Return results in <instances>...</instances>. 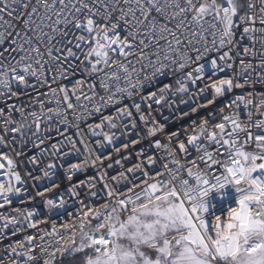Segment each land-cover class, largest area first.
I'll list each match as a JSON object with an SVG mask.
<instances>
[{"label":"snow or ice","instance_id":"obj_1","mask_svg":"<svg viewBox=\"0 0 264 264\" xmlns=\"http://www.w3.org/2000/svg\"><path fill=\"white\" fill-rule=\"evenodd\" d=\"M0 105V264H264V0H0Z\"/></svg>","mask_w":264,"mask_h":264},{"label":"built area","instance_id":"obj_2","mask_svg":"<svg viewBox=\"0 0 264 264\" xmlns=\"http://www.w3.org/2000/svg\"><path fill=\"white\" fill-rule=\"evenodd\" d=\"M221 75H225V73H222ZM75 78H76V77H72L71 79H75ZM63 83L70 84V83H71V80L63 81ZM53 86H55V85H53ZM39 90H40V91H46V89H44V88H41V89H39ZM247 90H248V89H245L244 91H247ZM256 90H260L259 86H257ZM31 91H32V90L29 89V92H31ZM235 91H236V92H239V91H241V90H235ZM33 95H35V93H33ZM227 98H228V97H226L225 99H227ZM22 100H23V102L27 103L28 98H27V97H22ZM0 106H2V105H0ZM154 114H155V113H154ZM155 115H157V118H158V119H161V120L163 121V118L160 117L159 114H155ZM165 115H169V113L165 112ZM256 118H258V117H255V116H254V119H256ZM69 119L72 120L71 115L69 116ZM173 119H174V118H173ZM187 119H188V118H186V119L183 120V121H179V122H171V123L169 124V127L166 129V131L174 130V129L178 128L181 124L187 123ZM73 123H75V121H73ZM81 127H84V125L82 124ZM74 131H75V129L70 130V131H69V135H73V134H74ZM73 138L76 139V137H75L74 135H73ZM53 142H55V141H53ZM136 147L139 148V147H141V145H137ZM129 151H132V150L129 149ZM36 152H37V150L33 149L31 152L28 153V155H34V154H36ZM122 154H123V151L121 152V155H122ZM12 155H13V157H15V153H14V152L12 153ZM17 162H18V163L23 162V164H22V166H21V168H20V170H21V174L23 175V174H24V173H23V169L29 167V165L27 164V157H26V156H24V157H19ZM107 163H108V161H105V164H107ZM116 167H118V166H116ZM94 171H95V170H93V169H89L88 172H86V173H84V174H78V176H77L76 178H74V179H83L84 176L94 174ZM114 171H115V168H114V169H109V172H110V173H111V172H114ZM119 186H121V185H118V187H119ZM61 187H62V188H66V187H67V182H65V184H63ZM137 191H139V189H137ZM58 193H61V190H60V189H57L56 192H54V193H49L48 195H49V196H56ZM61 194H62V193H61ZM213 196H214L215 202H216L217 205H218L217 212H219L220 209H221V207H223L224 214L226 215V212H227V204L224 203V202L219 201L218 199H216V198H215V194H213ZM37 199L40 200L41 198H37ZM229 202L232 203L233 206H235V199H234V198L229 197ZM13 206L16 207V206H21V205H16V204H14ZM37 207L39 208V210H40V212H41L42 214H45V215H46V212H45V209H44L42 203H41V204H38ZM100 210L103 211L102 208H101ZM69 211H71V209H69ZM75 217H76V213H73V216H71V217H69V216L67 215V213H62V214H60L59 216H53L52 218H50V219L48 220V222H47L46 224H41V225H39L38 227H39L40 229L50 228V227H51V223H52V219H56L58 230H59L60 232L63 233V232L65 231V229H64L63 227H61L60 225H61L62 223H64V222H69V227H71V224H72V223H78V220H76ZM37 218H39V217H37ZM222 218H223V216H222ZM93 223H95V221H93ZM87 228H88V226L86 225V228H85V229H87ZM10 231H11V229H9V232H10ZM36 231H37V229H28L27 232H25L23 235H27V234L35 233ZM13 239H14V240H15V239H20V237H19V236H17V237H13ZM8 243H9L8 240H4V241H3V244H8ZM2 253H3V245H0V255H2Z\"/></svg>","mask_w":264,"mask_h":264},{"label":"rangeland","instance_id":"obj_3","mask_svg":"<svg viewBox=\"0 0 264 264\" xmlns=\"http://www.w3.org/2000/svg\"><path fill=\"white\" fill-rule=\"evenodd\" d=\"M229 193H230V196L229 197H231V198H234V193H232V190L231 189H229ZM86 231L88 230V228L87 229H85Z\"/></svg>","mask_w":264,"mask_h":264}]
</instances>
